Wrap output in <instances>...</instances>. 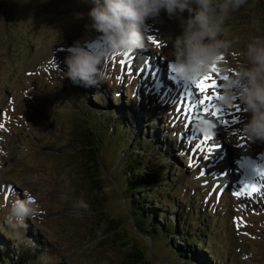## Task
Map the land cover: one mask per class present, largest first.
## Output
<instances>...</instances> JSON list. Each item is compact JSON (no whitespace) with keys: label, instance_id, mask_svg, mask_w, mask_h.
I'll use <instances>...</instances> for the list:
<instances>
[{"label":"rangeland","instance_id":"rangeland-1","mask_svg":"<svg viewBox=\"0 0 264 264\" xmlns=\"http://www.w3.org/2000/svg\"><path fill=\"white\" fill-rule=\"evenodd\" d=\"M92 6L91 0H0V217L7 210L3 205L25 191L41 210L37 217L26 218L31 243L14 241L10 230L0 227V245L5 246L1 253L17 258L19 264H127L123 254L133 248L126 245L129 241L152 264H176L168 243L153 242L137 232L123 196L121 170L113 172L120 180L108 175L107 169H114L126 148L110 145L98 153L106 174L88 160L84 143L90 118L84 110L88 108L97 111L96 118L109 110L108 126L120 118L130 141L139 135L146 143L144 177L158 170V162L151 158L154 153L166 157L160 161L162 167L174 163L165 172L163 185L146 191L159 193L149 202L160 213L158 221L181 222L182 230L188 223L193 230L195 223L202 227L211 248L205 252L209 264H264V142L249 141L241 133L248 114L238 101L225 108L216 98L227 70L246 62L244 43L264 34V0H248L230 15L226 38L238 37L240 44L199 78L209 85L203 93L188 79L194 95L186 83L173 84L169 91L154 88L127 55L113 58L109 79L99 87L74 85L63 78L60 69L65 67L68 47L99 36L86 27ZM187 15L185 10L182 17ZM254 20L259 21L260 33L253 27ZM145 24L159 45L146 39L137 49L149 53L146 59L158 60L152 64L167 68L166 61L172 60L171 41L182 30L180 18H169L162 10ZM206 96H213L208 112L205 105L190 106ZM216 110L218 117L211 114ZM203 116L217 125L211 140L194 127L196 118ZM92 121L90 134L94 133ZM211 145L216 147L209 152ZM238 149L249 161L244 166L251 164L242 179L234 164ZM228 151L231 157L222 159ZM227 169L235 172L220 179ZM246 185H256L251 196ZM77 200H84L88 210L76 214Z\"/></svg>","mask_w":264,"mask_h":264},{"label":"clouds","instance_id":"clouds-1","mask_svg":"<svg viewBox=\"0 0 264 264\" xmlns=\"http://www.w3.org/2000/svg\"><path fill=\"white\" fill-rule=\"evenodd\" d=\"M248 0H91L88 11L90 24L99 36L93 41L77 40L67 49L63 78L74 85L99 87L109 79L113 58L143 47L150 36L145 21L158 17L163 10L169 18H180L181 32L172 39L170 66L181 78L199 79L217 64L220 57L240 44L238 37L226 38V21ZM187 11L186 18L182 14ZM257 33L259 21H253ZM246 62L227 70L219 86L217 104L230 107L234 101L243 106L248 115L240 131L249 141L264 142V34L252 36L243 46ZM214 122L201 117L195 129L206 134L213 131ZM7 210L0 217V227L10 230V238L23 244L26 218L40 215V207L27 191L11 198L3 205ZM84 200L73 204L80 214L88 210Z\"/></svg>","mask_w":264,"mask_h":264},{"label":"trees","instance_id":"trees-1","mask_svg":"<svg viewBox=\"0 0 264 264\" xmlns=\"http://www.w3.org/2000/svg\"><path fill=\"white\" fill-rule=\"evenodd\" d=\"M246 5L247 3L243 5V7ZM260 5L258 8H261ZM95 100L98 101L97 96ZM84 111L90 117L86 120L87 127L85 128L84 143L87 150L86 156L88 160L93 162V165H95L97 169L98 166H101V171L103 173L106 172L105 169L107 167L104 161L99 159L98 156V153L102 152L104 148L108 149L110 145L115 149L126 148V152L118 159V163L114 169L110 171V168H108L107 171L109 172L108 175L110 178L114 177L119 179L113 172L116 174L117 169L121 170L123 196L127 201L129 213L133 219L137 232L149 237L153 242L155 239L156 241L161 240L162 242L168 243L169 251L175 257L176 264H209L205 252L207 253L211 248H209L206 240L202 236V234H205V230L202 227H198L195 223V229L193 230L192 224L188 223V227L182 230L178 228L181 222L171 223L168 218V221L166 220V222L162 224L157 219V214L160 215V213H155L158 209L150 207V200L159 197V193L148 194L146 191L150 190V188L163 185L165 182L164 174H166L165 172L169 170L174 163L162 167L160 161L164 162L166 157L162 152L154 153L151 158L158 162V170L153 169L148 173V176L144 177L145 172H147L148 164L146 163L143 166V161L149 151L146 150V143L143 141L141 142L140 136L137 135L136 138L130 141L127 138L129 131L126 125L121 123L122 120L120 118L114 121L111 126H108V121L110 119L109 110L100 114V118L95 117L97 111L94 109L89 110L86 108ZM91 119H93L91 122L92 125H90L94 131L93 134L89 133L90 130L88 127L89 120ZM153 148L154 145H152V149ZM178 161L180 163L183 162L181 158L178 159ZM111 168H113V166ZM176 231H178V233L175 234ZM178 239H181L180 243L175 244ZM126 242V245L130 244L131 247H133L131 252L123 254V258L127 264H152L132 243L129 241ZM13 245L16 246V243ZM4 247V244L0 245V264H19L16 262V260H18L17 258L11 259L6 255V252L1 253V248L4 249Z\"/></svg>","mask_w":264,"mask_h":264},{"label":"bare ground","instance_id":"bare-ground-1","mask_svg":"<svg viewBox=\"0 0 264 264\" xmlns=\"http://www.w3.org/2000/svg\"><path fill=\"white\" fill-rule=\"evenodd\" d=\"M145 52H144V50H143V54L136 48V49H134L132 52H130L128 55H127V60L131 63V64H136L137 65V68H138V71L139 72H141V73H143V75L145 76V78L146 79H149L150 80V75H148V74H146V69L148 68V66H149V63L146 61V58H145ZM128 62V63H129ZM129 63V64H130ZM155 63V62H154ZM130 64V65H131ZM153 65V68H156V70H155V76L153 77V82H157L158 81V76H159V74H160V71H161V69H162V67L160 66V65H158V64H152ZM171 73L173 74V76L175 77V78H177V77H179L173 70H171ZM144 78V77H143ZM181 78V77H180ZM164 81H166V80H164ZM183 81H185V83L187 84V89H188V92L189 93H191V94H193L194 95V87L193 86H191V81H188V79H186V78H183ZM152 82V81H151ZM152 82V83H153ZM162 85H164L163 83H162ZM153 86H154V88H156L155 87V85H154V83H153ZM176 86H177V84H176ZM193 87V88H192ZM197 88V87H196ZM196 93H198L197 91H196ZM199 93H200V91H199ZM199 96V95H198ZM196 97H197V95H196ZM193 100V99H192ZM200 106V105H199ZM198 106V107H199ZM203 106V105H202ZM202 106H201V108H202ZM200 108V107H199ZM204 108V107H203ZM196 114V113H195ZM197 115H200V114H197ZM203 117H205V116H203ZM209 117V116H208ZM212 119V118H211ZM213 121V120H212ZM236 153H239V155L238 156H235L236 157V159H234V164L237 166V168L235 169L236 171H238L237 172V174H238V176H240L239 178L240 179H242L241 177L242 176H244V175H246V174H249V172H250V165H249V168H248V166L247 165H245L244 166V164H246V163H249V161H248V159L247 158H243V154L242 153H240L239 152V149L238 150H236L235 151ZM231 155V153L228 151L227 153H225L224 155H223V157H222V159H224V158H226V157H228V156H230ZM231 157V156H230ZM229 157V158H230ZM234 157V156H233ZM245 157V156H244ZM231 160V159H230ZM261 160H264V158H261ZM262 163V162H261ZM228 165H231V164H228ZM235 170H231V171H229L228 169L226 170V172H225V175L223 176V177H221L220 179H226V177H227V175L229 176H232L233 175V172H235ZM228 172V173H227Z\"/></svg>","mask_w":264,"mask_h":264},{"label":"snow or ice","instance_id":"snow-or-ice-1","mask_svg":"<svg viewBox=\"0 0 264 264\" xmlns=\"http://www.w3.org/2000/svg\"><path fill=\"white\" fill-rule=\"evenodd\" d=\"M148 40H149L152 44H154V45H157V46L159 45V41H157V40L155 39V37H153V36H149V37H148ZM129 53H130V52L125 53L124 55H128ZM121 63H123V61H121ZM192 81L196 84V87L200 90L201 93L204 92V89H205V88L209 87L208 84H204V83L200 82L199 79H192ZM213 86H214V85H213ZM216 98H217V97H216ZM212 99H213V96H206V97H204V99H203L202 101L199 100V99L197 98V100L194 101L192 104H190V106H195L196 103H199V104L205 105V107H204V111H205V112H208L210 109L213 108V105L210 103V101H211ZM211 114H212L213 116H217V117H218V115H219V110L212 111ZM200 118H201V117H197L196 119H200ZM221 123H227V121H222ZM216 126H217V125L214 123L213 129H214ZM188 127H191V126L189 125ZM203 135H204V139H205V140H211L212 137H213V131H212V132H209V133H206V134H203ZM196 147L199 148V147H201V145L197 144ZM214 147H216V145H211V146L209 147V152H211L212 149H213ZM205 159H207V156L205 157ZM245 187H246V188H249V187H250V190L247 192V194H248L249 196H251L252 193L256 190V185H251V186H247V185H246ZM237 195H239V193H237Z\"/></svg>","mask_w":264,"mask_h":264}]
</instances>
